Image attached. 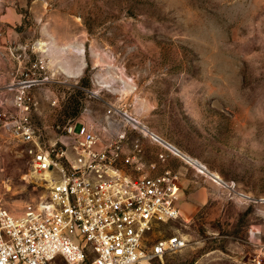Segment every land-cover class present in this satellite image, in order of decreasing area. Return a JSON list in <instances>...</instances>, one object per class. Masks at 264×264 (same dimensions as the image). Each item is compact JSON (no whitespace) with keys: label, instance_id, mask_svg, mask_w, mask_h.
<instances>
[{"label":"rangeland","instance_id":"rangeland-1","mask_svg":"<svg viewBox=\"0 0 264 264\" xmlns=\"http://www.w3.org/2000/svg\"><path fill=\"white\" fill-rule=\"evenodd\" d=\"M23 72L38 78L26 102L43 144L71 121L100 129L124 105L227 183L174 157L196 173L181 201L191 210L155 233L186 245L152 264H264V0H0L11 111ZM26 147L0 123V207L15 216L48 197Z\"/></svg>","mask_w":264,"mask_h":264},{"label":"built area","instance_id":"built-area-1","mask_svg":"<svg viewBox=\"0 0 264 264\" xmlns=\"http://www.w3.org/2000/svg\"><path fill=\"white\" fill-rule=\"evenodd\" d=\"M22 74L25 79L11 87L15 111L0 99V123L27 144L48 197L23 216L0 207V264H152L185 247L181 235L155 233L161 223L182 217L179 173L170 167L153 173L157 162L144 161L140 139L159 147V163L171 156L191 163L180 148L115 104L100 129L71 121L62 134L72 142L58 137L45 145L26 102L38 78Z\"/></svg>","mask_w":264,"mask_h":264},{"label":"crops","instance_id":"crops-1","mask_svg":"<svg viewBox=\"0 0 264 264\" xmlns=\"http://www.w3.org/2000/svg\"><path fill=\"white\" fill-rule=\"evenodd\" d=\"M135 135H138V134L135 133ZM140 142H141V145H142V148H143L142 139H140ZM157 149H158V147H157ZM184 153H185V151H184ZM185 154H187V153H185ZM187 155H189V154H187ZM189 156H191V155H189ZM174 157H178V156H171L167 160L166 163H159L157 156H155L153 158L148 153V151L145 148H143V152H142V158L145 159V162L146 163H149V162H157V168L152 171L153 173L160 172L162 170V168H164V167H170V168L178 171L179 176H180L179 184H180V193H181V200H180L181 213H182V210H183V212H185L186 214H188V212H190V210H191V206L189 204H186V203H184L183 206H181V201H182V198H183L184 194L186 193V191H189V188H196V187H194L195 186V180H193L192 177H191L193 174L196 175V173L192 170V169H194L193 166L188 165V164H186V165H179L178 167H175L174 168V166H173L174 163H175ZM191 157H193V156H191ZM197 160L199 161V159H197ZM199 162H201V161H199ZM202 164L204 166H206L204 163H202ZM208 170L211 171L210 169H208ZM204 173H206L207 175H209V177L211 179H213L214 181H216L214 178H212V175L210 173H207V172H204ZM211 173H213V171H211ZM202 181L205 182L204 185L207 186V191H208V187L212 184V182H210V180H207V179H202Z\"/></svg>","mask_w":264,"mask_h":264},{"label":"bare ground","instance_id":"bare-ground-1","mask_svg":"<svg viewBox=\"0 0 264 264\" xmlns=\"http://www.w3.org/2000/svg\"><path fill=\"white\" fill-rule=\"evenodd\" d=\"M184 153V152H183ZM185 154V153H184ZM186 156H187V159L191 162V163H193L197 168H198V170H200L201 172H207V173H210L211 175H212V178H214L217 182H219V183H225V181L221 178V176L217 173V172H213V173H211V171H209L208 169H207V167L206 166H204L201 162H199L196 158H194V157H191V156H189V155H187V154H185ZM36 174V173H35ZM223 183V184H224ZM225 185V184H224Z\"/></svg>","mask_w":264,"mask_h":264},{"label":"water","instance_id":"water-1","mask_svg":"<svg viewBox=\"0 0 264 264\" xmlns=\"http://www.w3.org/2000/svg\"><path fill=\"white\" fill-rule=\"evenodd\" d=\"M59 139H60L61 141L67 142V143L73 141V139H72L71 137H68V136L63 135V134H61V135L59 136Z\"/></svg>","mask_w":264,"mask_h":264}]
</instances>
